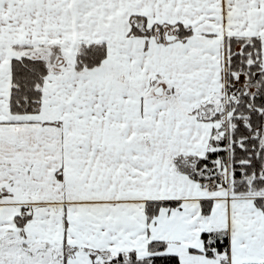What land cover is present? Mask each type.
<instances>
[{"label": "snow or ice", "instance_id": "6c2138e0", "mask_svg": "<svg viewBox=\"0 0 264 264\" xmlns=\"http://www.w3.org/2000/svg\"><path fill=\"white\" fill-rule=\"evenodd\" d=\"M0 264H264V0H0Z\"/></svg>", "mask_w": 264, "mask_h": 264}]
</instances>
